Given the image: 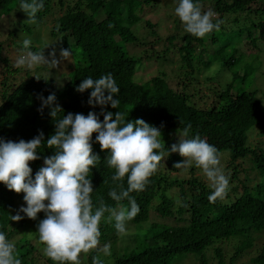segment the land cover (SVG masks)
Listing matches in <instances>:
<instances>
[{"label":"trees","instance_id":"obj_1","mask_svg":"<svg viewBox=\"0 0 264 264\" xmlns=\"http://www.w3.org/2000/svg\"><path fill=\"white\" fill-rule=\"evenodd\" d=\"M3 1L0 18L14 10L27 17L19 10V0H0V4ZM198 2L203 11H212L214 19L222 21L219 31L205 38L184 31L173 0H44L35 24L28 23V18L8 20L13 27L10 36L19 27L26 34L21 42L12 43L18 54L23 51L25 39L31 40L30 50L43 48H39L41 39L34 33L41 31L39 28L47 25L50 18L53 25L49 33L56 41L50 44L53 50L43 52L51 59L49 54L55 51L60 60L61 50L67 49L70 56L51 70L47 66L26 70L1 56L6 50L0 43V71L2 67L5 72L0 80V138L29 141L40 132L45 141L49 138L55 124L48 108L38 111L41 95L46 99L55 93L64 115L86 116L90 111L99 115L101 108L88 104L91 89L81 94L76 88L84 78L96 79L111 73L120 88V106L112 109L108 105L106 111L119 110L125 115L129 112L126 121L143 119L161 128L166 147L176 143L183 128L191 124V135H199L214 145L224 162L229 189L223 199L210 202L211 189L197 176L200 169L191 166L189 178H172L178 171L174 164L184 158L178 153L165 156L145 189L131 193L140 212L128 223L132 226L129 234L120 235L113 223L101 221L98 247L111 244L110 256L99 253L104 264H173L190 253L198 264H210L211 260L216 264H237L252 252L253 258L242 264H264V146L250 141L251 132L256 131L264 142V88L259 84L264 81V65L257 48L258 42L264 43V0ZM162 9L167 10L164 19H145L148 12L158 15ZM167 21L170 26L164 25ZM163 27L166 34L159 33ZM244 42L256 50V56L240 48ZM151 62L160 69L143 79L138 72ZM162 66L170 67L173 80L168 79ZM214 67L218 68L215 74L211 72ZM221 70L228 71L230 77L218 86L215 82ZM205 71L211 75H204ZM62 78L64 82L59 84ZM95 136L93 133V152L101 160L90 174L93 203L96 207L101 202L118 207L108 196L115 187L114 169L108 167L107 152L100 150ZM38 151L40 159L29 162L33 177L44 158L54 154L46 146ZM247 157L256 172L254 183L240 164ZM123 183L126 188V178ZM23 195L0 184V231L8 240L18 237L12 242L22 264H54L37 246V225L44 213H39L37 220L10 219L17 214L19 205L26 206ZM121 204L127 207V199ZM119 240L129 242L120 251ZM207 251L211 252L210 259ZM97 254V250L82 253L81 263L92 264Z\"/></svg>","mask_w":264,"mask_h":264},{"label":"clouds","instance_id":"obj_2","mask_svg":"<svg viewBox=\"0 0 264 264\" xmlns=\"http://www.w3.org/2000/svg\"><path fill=\"white\" fill-rule=\"evenodd\" d=\"M176 4L175 15L186 33L205 38L213 31H219L222 21L214 19L216 14L212 11H203L198 0H176ZM43 8L44 0H19V10L30 24L36 23L37 14ZM30 45L31 40H23V52L15 60V67L34 70L47 66L51 70L70 56V51L63 49L60 60L55 51L49 54V59L43 52L49 45L45 44L40 51L30 50ZM89 89L88 104L93 108L99 106V115L93 111L86 116L81 113L64 115L55 93L46 99L41 95L38 111L42 113L48 108L55 124L49 138L45 141L43 132L29 141L0 138V184L8 190L23 193L26 204L10 219L17 222L25 217L37 220L38 214L44 213L36 233L39 243L44 245V255L54 264H81V254L92 250L98 252L92 257V264H104L99 253L110 256L111 244L98 247L101 221L113 223L118 234L128 235V223L140 212L131 193L143 191L160 162L171 153L184 158L175 163L174 168L195 166L202 170L211 189L210 202L223 199L229 189L230 178L221 165L218 150L199 135L192 136L191 124L183 128L176 143L166 147L161 128L143 119L126 121L129 112L125 115L119 110L115 113L106 111L108 105L112 109L120 106V88L111 73L96 79H82L76 91L82 94ZM93 133H96L95 142L100 145V150L107 152L108 167L114 169L112 181L115 187L108 196L118 207H109L103 202L99 207L94 206L90 174L101 158L93 152ZM42 146L52 149L54 154L44 158L43 166L33 177L29 162L40 159L38 149ZM125 199L127 207L121 204ZM0 264H22L15 244L7 239L4 231H0Z\"/></svg>","mask_w":264,"mask_h":264},{"label":"rangeland","instance_id":"obj_3","mask_svg":"<svg viewBox=\"0 0 264 264\" xmlns=\"http://www.w3.org/2000/svg\"><path fill=\"white\" fill-rule=\"evenodd\" d=\"M5 2L3 1V2H1V4H0V6L1 5H3ZM176 5L177 6V4H176V0H173V5ZM206 7H208V6H206ZM14 10V9H13ZM17 12H18V10H14L13 12H12V14L10 13L9 15H5L4 17H2L1 16V18H0V43H1V47L4 49V50H6V51H2V53H1V56L3 57V58H5V56H7L10 60H12V63L18 58V55L19 54H21L23 51H20L19 50V54L17 53V52H15V47L13 46V42L14 43H18V42H21V40H22V35H23V37L24 36H26V34H24V31H20L21 30V27H19L18 28V32H16V34L15 35H12V36H10L9 35V32H10V30H11V28L13 29V27H12V25L10 26V25H8V20H11V18L13 19L12 21H17V20H26L27 19V17H25V16H23V14L22 15H20V14H17ZM164 13H167V10L166 9H162V11L158 14V15H155L154 14V12H148V14L147 15H145L144 17H145V19H148V18H150V20H152L153 22H155L156 21V19L157 18H159V19H164L165 18V14ZM158 16V17H157ZM52 23H50V18L48 19V24L47 25H44V26H41L40 28H39V30H41V31H39L37 34H36V32L34 33V36H38L40 39H41V41H40V44H39V48L40 47H44V45L45 44H47V45H49L47 48H45L44 49V51H47V52H50V50H53V49H51V47H50V44L51 43H53L54 41H56V39H52L51 38V35H50V33H49V30H50V28L52 27ZM164 25H167V26H170L171 25V22H168L167 21V23H164ZM17 31V30H16ZM21 34V36H20V34ZM159 33H161V34H166L167 33V29H165L164 27L162 28V30H160L159 31ZM25 38V37H24ZM150 41H153V38H151L150 39ZM245 41H248V39L247 40H245ZM12 44V45H11ZM169 47H170V45H168ZM240 48L246 53V54H248V55H257V54H255V53H257L256 52V50L255 49H252L251 48V46L247 43V42H244L241 46H240ZM257 48L259 49V50H261V52H259V54H258V56H260V61L262 62V65H264V43H262L261 41L260 42H258L257 43ZM171 50H172V53H173V51H174V49H172L171 48ZM15 52V53H14ZM46 52V53H47ZM171 53V58L173 59L174 57H173V55L174 54H172ZM16 55H17V57H16ZM44 55H45V57L47 58V55L44 53ZM249 57V56H248ZM249 60H251L250 59V57H249ZM0 64H2L1 62H0ZM158 65H157V63H154V62H151L147 67H144L145 69H143V70H139V75L140 76H142V78L143 79H148L150 76H153V75H156L157 74V70H159L160 68L159 67H157ZM163 67V69H164V72L166 73V75L168 76V79H170V80H173L172 78H171V69H170V67H166V66H162ZM264 67V66H263ZM4 68H2L1 67V70L3 71V73L2 74H0V80H2L3 79V77L5 76V72H4V70H3ZM218 70V68L217 67H214L212 70H211V72L212 73H216V71ZM2 71H0V72H2ZM211 72H207V71H205L203 74L204 75H211ZM229 77H230V74L228 73V71H226V70H221L220 72H219V74L217 75V79H216V84L218 85V86H220V85H222L223 84V81H227V80H229ZM66 80V79H65ZM64 82V78H62V79H58V83L59 84H62ZM260 84V86L261 87H263L264 88V81H262V82H260L259 83ZM205 93L207 92V90L203 87V89H202ZM250 141L251 142H253L254 143V141H258V144L259 145H262V146H264V142H263V139L262 138H260V137H258L257 136V132L256 131H252L251 132V134H250ZM240 164H242L243 165V167L244 168H246L247 170H248V172H249V174L251 175V177H252V181H253V183H254V181L257 179L256 178V172H255V170H254V166H253V162H252V160L250 159V157H247V159H245V160H243L242 162H240ZM221 165H222V167H224V162L223 161H221ZM241 176H242V174H240ZM189 173H188V168H181V169H178V171L177 172H175V173H173L172 175H171V177L172 178H178L179 180H181V179H186V178H189ZM197 176L199 177V178H201V180H203L205 183H207V181H206V178L204 177V175H203V172H202V170L200 169L199 171H198V173H197ZM21 208V205H19L18 206V209H20ZM170 221L172 220V219H169ZM128 227V231H131L132 230V226L131 225H128L127 226ZM17 238L18 237H16V236H14L13 237V239H12V241H16L17 240ZM11 241V240H10ZM11 241V242H12ZM106 243H108V242H106ZM119 243L121 244V245H119V246H117V248L119 249V251L121 250V246L123 245H127L128 243H126V241H123V240H119ZM126 243V244H125ZM37 246H38V249H40L42 252H43V247H44V245H42V244H37ZM39 250V251H40ZM229 250V249H228ZM229 252V251H228ZM101 256H103V254L101 253ZM206 256L207 257H209V259L211 258V252L210 251H207V254H206ZM253 256H254V253L252 252L250 255H248V256H246V257H244V258H241L240 259V261H238L237 262V264H242V263H244V262H247V261H249L250 259H252L253 258ZM178 257V256H177ZM195 257L194 256H192V254L190 253L189 255L187 254V255H184V256H182V257H180V258H178V260H175V262L173 263V264H195V263H197V262H194L195 261V259H194ZM227 261H228V259H227ZM81 264H83V263H81ZM85 264V263H84ZM198 264V263H197ZM210 264H216V261L215 260H211L210 261Z\"/></svg>","mask_w":264,"mask_h":264}]
</instances>
